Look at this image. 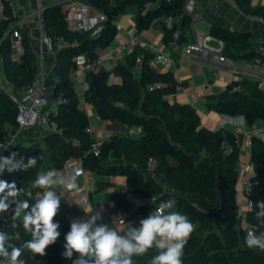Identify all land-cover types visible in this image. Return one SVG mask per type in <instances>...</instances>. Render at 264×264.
I'll use <instances>...</instances> for the list:
<instances>
[{
	"label": "trees",
	"instance_id": "trees-1",
	"mask_svg": "<svg viewBox=\"0 0 264 264\" xmlns=\"http://www.w3.org/2000/svg\"><path fill=\"white\" fill-rule=\"evenodd\" d=\"M95 10L107 14L103 30L96 36L88 31L69 29L65 12L61 5L46 0L44 12L45 31L54 40L64 37L71 43L69 47L57 49L55 71L57 82L54 98L66 99L54 116L62 134L50 133L44 140L46 148L37 149L35 145L22 146L26 160L31 156L42 157L34 168L21 173L7 174L9 182L15 181L17 187H32L37 175L52 167H61L70 157H79L83 166L90 172L105 176H126L127 191L143 199L156 197L153 202L134 205L123 193L113 196L121 212L129 219L147 218L162 200L176 201L173 210L189 217L195 231L188 239L182 257L183 264H264V253L250 249L245 244L247 234L238 217L237 184L240 178L238 167L242 132L227 128L210 129L206 127L198 111L189 104H177L168 96L176 93L179 82L173 70H156L150 65L153 57L149 49L136 47L128 52L113 72L119 80L111 82V73L105 69L86 74L88 88L85 101L93 105L101 120L121 124L127 128H140L137 134H112L101 142L100 154L90 151L96 139L86 131L91 124L90 117L81 107V100L71 79V71L76 69L75 58L87 54L96 59L115 39L117 20L132 7L135 26L139 30L159 27L164 32V41L173 37L182 27L190 29L192 16L185 13L186 0H87ZM239 8L251 16L264 19V4L253 5V0H236ZM152 7H147L148 4ZM172 16L169 27L166 18ZM209 34L224 42L226 56L244 61H264V53L258 49L252 31H237L221 17L208 14ZM10 19L0 25V37L8 27ZM188 37L181 34L180 42ZM24 53L19 62L11 59L12 39L6 37L0 45L5 76L17 87H26L36 78L39 65L32 47L30 36L23 32ZM143 61L137 68V59ZM159 84L160 87L153 86ZM241 87L239 92H231L233 85L218 97L211 98L207 104L221 114L244 116L248 127L258 120L264 121V92L259 81L245 79L234 83ZM18 105L6 92L0 91V144L9 129L17 127ZM79 140L76 144L74 140ZM251 161L256 182L250 198L257 202L264 200V139L251 136ZM157 164L153 169L149 161ZM113 160H117L113 163ZM18 179V180H17ZM100 189L103 187L100 186ZM170 188V189H169ZM30 204H34L30 199ZM258 209L250 210L247 219L257 225V232L264 231L256 219ZM13 221L17 226L12 227ZM59 222L61 236L55 244L46 248V255L33 254L25 250L21 259L25 264H73L79 253L72 259L62 256L65 251L64 237L70 231V224L59 214L54 218ZM0 229L11 237L10 243L21 246L31 239L23 228L22 218L13 220V214L2 216ZM19 234L18 237L14 233ZM156 254L150 249L145 255L134 257L135 264H150Z\"/></svg>",
	"mask_w": 264,
	"mask_h": 264
},
{
	"label": "built area",
	"instance_id": "built-area-1",
	"mask_svg": "<svg viewBox=\"0 0 264 264\" xmlns=\"http://www.w3.org/2000/svg\"><path fill=\"white\" fill-rule=\"evenodd\" d=\"M50 2L62 6L65 12V19L68 27L74 31H88L93 36H96L103 30L105 22L108 20L106 13L95 10L93 6L87 2V0H50ZM152 6L153 4L150 3L147 5V7ZM45 9L46 0H0V25L9 19L11 20L9 21L8 27L3 31V35L0 37V45L4 38H11V59L14 62H19L24 53L22 34L23 32H26L30 36L32 47L39 65V71L36 78L26 87H17L5 76L4 69L0 74V91L8 93L18 105L17 127L16 129H9L5 139L1 142L0 155L9 156L10 153L15 152L17 154V158H23L25 163H27V160L25 155L22 153L21 147L28 144L31 129L35 127H37V129H42V131H45L46 135L50 133L62 134V129L58 127L54 116L58 113L60 104L65 102L66 99L62 96L54 98L55 85L58 79L55 71V53L57 49L69 47L71 43L66 41V39L61 36L56 37V40H54L46 33L44 22ZM185 13L192 16L190 29L179 27L174 32L173 37L169 40V45L176 50H184L186 54L191 56H198L218 63H226L228 61V57L223 52L224 42L219 39L215 40L209 34V31L205 32L204 30L197 29L196 27L198 21L207 17V11L202 2L200 0H186ZM131 15V17L134 18V14ZM122 16L123 15H121V17ZM121 17L116 22L118 30L123 28V24L120 21ZM256 17L264 23V19L262 17ZM172 21V16L166 18V22L169 27L172 26ZM150 29L139 30L136 26H134L132 37L128 41L123 42L121 45L120 61H123L125 55L134 48L141 46L146 49L148 47L146 42L142 40V36ZM181 34L188 37L187 41L183 43L180 42ZM212 39L218 43V46L210 44V40ZM261 53H264V47L261 48ZM48 55L53 56L54 67L52 69H49L47 65ZM111 57V51L101 52L96 59H91L87 54L78 55L75 58L76 69H79L84 74L105 69L111 73L110 81L114 82L115 73L113 70L120 61L112 68L108 63ZM142 61L143 55L137 59L136 66L138 69ZM0 63L2 64L1 53ZM173 63L174 60L171 55L162 50H154L153 57L150 60V65L159 71L165 70L166 68L170 69ZM261 68L264 73V61L261 62ZM234 83L235 82L232 79V90L240 91L241 87L238 85L234 86ZM85 86L86 89L89 86L87 81ZM153 86L160 87L159 84H155ZM128 129L132 135L141 131L140 128L136 127ZM94 130L95 127L92 124L86 128V131L91 135ZM112 134V132L105 133L104 139L108 138ZM261 138L264 139V136ZM74 142L79 144V140L77 139H75ZM42 148H46L45 143L42 145ZM100 149L101 143L97 140L93 141L90 151H93L95 155H99ZM156 164V160L151 158L149 161L150 169H153ZM51 169L57 170L65 182L75 185L72 188H68L65 186L64 182H59L55 188H60L67 194L78 196L85 206L91 205L89 185L92 181V175L94 173L88 171L83 166L82 160L79 157H70L64 161L61 167H52L41 171L40 173ZM239 170L240 178L237 184L236 194L237 203L239 205L238 217L240 224L245 228L246 232L250 230L257 231V225L250 223L247 219L249 211L240 208V203L243 198L247 197L248 199H251L249 193L256 184V182L251 178L253 170L250 171L249 167L241 168ZM23 171L25 170L16 171L15 173H21ZM248 172H251V174ZM0 179L9 182L6 173L0 176ZM19 188L22 189L19 196L20 200L30 199L33 203H35L38 199V194L43 191V189L40 188ZM172 199L174 200V198ZM156 200L157 198L155 197V201ZM138 201L144 203L153 202L152 197H145L143 199L138 198ZM2 216L3 214L0 213V219ZM12 224L13 228L17 226L16 221H13ZM14 236L18 237L19 234L15 232Z\"/></svg>",
	"mask_w": 264,
	"mask_h": 264
},
{
	"label": "crops",
	"instance_id": "crops-1",
	"mask_svg": "<svg viewBox=\"0 0 264 264\" xmlns=\"http://www.w3.org/2000/svg\"><path fill=\"white\" fill-rule=\"evenodd\" d=\"M205 7L208 14H215L223 18L232 29L237 31L253 32L259 51L264 47V23L256 16L246 15L238 6L236 0H200ZM264 4V0H253V5ZM133 14V11H131ZM125 13L120 21L123 28L118 30V33L105 50L111 51L112 57L109 59V65L113 68L116 63L121 60V45L123 42L128 41L133 35L135 26L134 18L132 15ZM207 23H206V21ZM203 23L205 27L198 26ZM197 29H202L205 32L209 31L208 16L197 22ZM164 32L159 27H152L142 40L146 42L152 54L154 50H162L168 52L174 60V63L167 70H173L176 80L179 82V87L174 94H170L168 98L173 103L189 104L194 107L202 118L203 124L213 130L227 128L232 131L242 132V143L240 149V161L238 164L239 169L249 167L250 171L253 170L251 161V136L259 135L264 136V121L258 120L255 126L248 127L243 119V116H229L221 114L218 111L208 106L207 102L211 98L223 95L231 80L241 82L245 79L259 81L260 88L264 92V73L262 72L261 63L258 61H244L236 60L228 57L226 63H218L213 60L204 59L198 56H191L186 54L184 50H176L171 45L164 41ZM214 38V37H213ZM216 40V38H214ZM210 40V44L218 46V43ZM218 40V39H217ZM141 47V46H139ZM53 56H47V65L49 69L53 66ZM3 72V65L0 63V74ZM71 79L75 84L76 91L81 100V107L87 112L90 117L91 124L94 125L95 130L93 137L100 143L104 140L105 133L112 132L113 134H125L129 129L125 125L112 124L111 122L101 120L98 116L96 108L85 101L86 91V74L79 69L71 71ZM119 75L115 74V80L118 81ZM231 92H239L233 91ZM45 131L31 129L28 144L23 146H31L35 143L42 145L45 143ZM117 160H113V163ZM251 174V172H248ZM103 188L100 189L99 187ZM170 189V188H169ZM55 190L61 195V207L59 214L69 224L74 219H86L89 214L95 215L99 213L102 217L97 223L108 224L115 229H124L126 225H133L139 227L137 220L129 219L126 214L120 211L113 196L114 192L126 194L136 206L138 205V197L133 196L127 191V178L126 176H105V175H92V181L89 185L91 205L85 206L80 198L75 195L67 194L60 188ZM20 199V198H19ZM249 201L255 202L247 197L243 198L240 203V208L246 211L255 210V207L249 208ZM13 208L15 205L12 206ZM87 212V213H86ZM89 213V214H88ZM4 216L13 214L12 210L1 213ZM259 252L264 253L257 249Z\"/></svg>",
	"mask_w": 264,
	"mask_h": 264
},
{
	"label": "clouds",
	"instance_id": "clouds-1",
	"mask_svg": "<svg viewBox=\"0 0 264 264\" xmlns=\"http://www.w3.org/2000/svg\"><path fill=\"white\" fill-rule=\"evenodd\" d=\"M40 159L42 157L31 156L25 163L15 152L9 156L0 155V176L5 171L13 173L34 168ZM59 182H64L68 188L75 186L65 182L55 169L40 173L32 187L43 191L38 194L36 202L30 204L28 200L19 199L22 189L15 181L0 179V213L11 209L13 220L22 218L23 228L31 235L30 240L16 246L10 243L12 237L0 229V264H25L21 259L25 250L43 256L46 248L56 243L61 236V225L54 222L61 207L62 194L55 190ZM152 201L155 204L154 196ZM175 204L173 199L162 200L147 218L140 220L139 227L129 224L119 230L108 224H98L97 221L102 219L99 213H88L86 219H74L64 237L66 243L62 256L71 260L74 252L79 253L73 264H135L134 257L155 249L150 264H183L184 249L195 225L187 215L173 210ZM252 207L258 209L256 219L264 225V200L255 204L249 201V208ZM245 244L250 249L264 251V231H248Z\"/></svg>",
	"mask_w": 264,
	"mask_h": 264
},
{
	"label": "rangeland",
	"instance_id": "rangeland-1",
	"mask_svg": "<svg viewBox=\"0 0 264 264\" xmlns=\"http://www.w3.org/2000/svg\"><path fill=\"white\" fill-rule=\"evenodd\" d=\"M131 11H134V9H133L132 7H131V8L129 9V11L126 12V13L131 14ZM205 21H206V20H205ZM206 23H207V21H206ZM198 26H200V27H205V25H204L203 23H200ZM34 145H35V147H36L37 149H39L40 144L35 143Z\"/></svg>",
	"mask_w": 264,
	"mask_h": 264
},
{
	"label": "water",
	"instance_id": "water-1",
	"mask_svg": "<svg viewBox=\"0 0 264 264\" xmlns=\"http://www.w3.org/2000/svg\"><path fill=\"white\" fill-rule=\"evenodd\" d=\"M243 119H244V116H243Z\"/></svg>",
	"mask_w": 264,
	"mask_h": 264
}]
</instances>
